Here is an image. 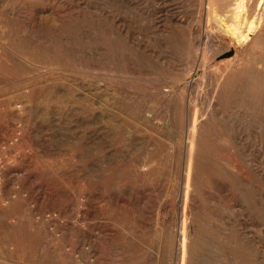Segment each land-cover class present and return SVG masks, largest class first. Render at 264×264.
Segmentation results:
<instances>
[{"label": "rangeland", "instance_id": "rangeland-1", "mask_svg": "<svg viewBox=\"0 0 264 264\" xmlns=\"http://www.w3.org/2000/svg\"><path fill=\"white\" fill-rule=\"evenodd\" d=\"M233 1L0 0V264H264V38Z\"/></svg>", "mask_w": 264, "mask_h": 264}, {"label": "bare ground", "instance_id": "bare-ground-1", "mask_svg": "<svg viewBox=\"0 0 264 264\" xmlns=\"http://www.w3.org/2000/svg\"><path fill=\"white\" fill-rule=\"evenodd\" d=\"M231 4H232V7L229 9L228 14H223V17L221 16L222 17L221 20H223V22H226L224 27L226 28L227 32L231 35L232 39L233 38L235 40L238 39L240 44L245 45V44H254L257 40L264 38V0H234L233 2H231ZM235 20L239 21L240 23H243L242 29H240L239 27L234 25ZM227 21H228V23H227ZM196 112H197V108L194 111L193 120L198 119V115H196ZM195 124H196L195 127H197V130L199 132L203 133V131H205L207 133H210L208 131V129H203L201 119H199ZM193 133H194V131H193ZM193 133L188 135V140L194 142V146L192 145L193 149H194V147H196V145L198 144V139H196V132L194 134ZM189 151H190V148H189ZM191 154H192V150H191ZM192 158L194 159V155ZM190 164H191V162H190ZM197 172H198L197 166H194V171L192 173H190L189 171H188V173H187V171L185 172V185L183 187V192L188 193L189 187H192V186H195V187H193L192 189H194V190H191L190 192H195L199 189V187H201L198 184L192 183L193 182L192 179L197 175ZM184 196H185V194H182V196H181V201H180L181 207H183V205H184L183 199H182ZM192 200L194 201V199H192ZM218 203L220 205H223L222 201H219ZM187 204L189 205V203H187ZM187 204L185 203L186 207H188ZM197 204H199V203H196V205ZM193 207H194L193 204H191V206L189 208H187L189 210V212L192 211ZM198 208H199V205H198ZM198 208L196 209V211L198 210ZM194 212L192 213L193 217L191 218V221L189 220L191 226L193 227L192 228L193 234L189 233V231L187 229L188 228L187 225H186L187 226V228H186L187 233H185L186 230H184V232H181V228H180V232L178 233L180 245H182V246L188 245L187 246L188 248L190 245V251H189L188 255H190V252L192 253L193 248L199 243V239H201V236H202L201 235V229H202V227H207L206 222H208V220H209L206 215L203 216V213L201 215L199 213V210L196 213H194ZM201 212H202V210H201ZM188 217H189V215H188ZM184 256L182 258H184ZM184 261H185V259H184ZM185 262H187V260Z\"/></svg>", "mask_w": 264, "mask_h": 264}]
</instances>
